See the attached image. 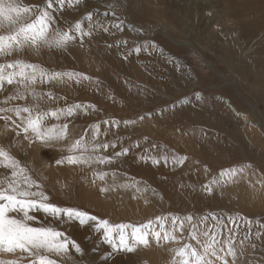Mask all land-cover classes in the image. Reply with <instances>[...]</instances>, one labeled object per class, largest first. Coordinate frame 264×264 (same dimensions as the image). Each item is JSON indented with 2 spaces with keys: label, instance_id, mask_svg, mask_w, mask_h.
<instances>
[{
  "label": "rangeland",
  "instance_id": "1",
  "mask_svg": "<svg viewBox=\"0 0 264 264\" xmlns=\"http://www.w3.org/2000/svg\"><path fill=\"white\" fill-rule=\"evenodd\" d=\"M256 1L119 0L122 6L114 10L122 21L123 31L113 29L115 34L85 37L83 45L77 40L66 51L22 54L21 58L50 71L83 73L98 81L37 85L38 91H52L64 98L45 107L95 105L96 112L89 109V115L81 113L69 118L77 137L97 121L109 118L136 121L132 126L121 123L118 129L109 128L107 136L99 137L101 141L118 140L116 148H110L105 155H112L122 147L130 149L128 155L111 165L94 167L115 172L118 185L139 181V192L133 186L101 193L105 182L96 180L93 184L91 169L56 165L55 161L66 152L43 147L39 142L29 146L22 136L16 137L10 130L5 132L3 121H0V146L13 145L11 154L43 185L50 203L78 208L113 224L139 225L159 216L199 217L208 213L217 214L227 223V217L232 216L241 225L235 245L236 264H264V228L259 227L264 225V24H259L257 12L264 7L256 8ZM17 2L43 5L46 0ZM110 3L115 0H85L84 4L66 7L54 15L58 26L67 30L89 11H111ZM98 18L102 23L115 19L111 15ZM121 40L127 44L115 46ZM108 44L114 46L109 48ZM137 46L141 49L139 53L134 51ZM8 94L3 93L0 99ZM141 116L143 120L139 119ZM100 128L103 132L105 125L101 123ZM88 134L91 135L90 130ZM136 143L139 147H133ZM162 153L169 156L175 153L187 159L179 166L171 161L167 166L163 162L153 166L150 161L138 158L141 154ZM248 164L250 168L230 181L220 176L224 169ZM6 171L0 169V174ZM106 182L112 185V177L108 176ZM205 184L213 189L211 195L204 191ZM38 215L43 219L42 214ZM242 218L253 221L251 238L244 241L243 247L239 240L247 226ZM45 223H53L82 247L83 258L74 252L72 255L77 261L82 259L83 264H171L172 249L183 243L196 246L192 240H182L180 244L161 242L160 246L152 242L148 248L119 253L104 261L101 257L111 253V248L91 225H61L50 219ZM170 223L169 219L166 225ZM257 232L261 233L259 240ZM97 246L98 250L93 251ZM16 258L0 255L5 260ZM229 261L232 264L230 257ZM21 264H28L27 259H22Z\"/></svg>",
  "mask_w": 264,
  "mask_h": 264
},
{
  "label": "snow or ice",
  "instance_id": "2",
  "mask_svg": "<svg viewBox=\"0 0 264 264\" xmlns=\"http://www.w3.org/2000/svg\"><path fill=\"white\" fill-rule=\"evenodd\" d=\"M84 3L85 0H46L43 5H21L17 0H0V61H3L0 62V95L9 93L0 99V121L4 122L5 132L10 130L16 137L22 136L29 146L39 142L43 147L55 148L61 153L66 152L67 155H62L55 161L56 165L91 169L93 184L96 180L105 182L100 188L101 193L133 186H137L136 190L139 192V181L118 185L115 183L117 180L115 172L109 173L94 167L111 165L128 155L130 149L126 147L114 151L112 155H105L110 148H116L118 140L101 141L99 137L107 136L109 128L118 129L121 123L125 127L132 126L136 121H118L113 118L97 121L77 137L76 129L69 118L81 113L89 115V109L96 112L95 105L73 103L64 107H45L44 105L49 102L58 104L64 98L56 96L52 91H38L37 85L53 82L59 84L75 82L79 85L83 81L89 83L98 81H93L83 73L50 71L21 58L25 52L39 55L43 50L66 51L77 40L83 45L85 37L92 39L97 33L115 34L113 29L117 32L123 31L122 21L114 10L122 6L119 0L109 4L111 11L103 13H98V10L89 11L69 29H61L54 13ZM98 15L103 17L111 15L115 19L102 23ZM121 44L126 45L127 41H118L115 46ZM113 46L107 45L109 48ZM152 47L155 48L156 45L153 44ZM134 51L139 53L141 49L137 46ZM7 57L16 58L5 59ZM196 96L200 99L199 93ZM17 101L24 103H14ZM139 119L143 120L144 117L141 116ZM101 123L105 125L103 132L100 128ZM89 130L91 135L88 134ZM12 146L9 148L0 146V169L7 170L0 174V255L9 254L17 258L0 259V264H21L22 259H27L28 264H83L82 259L77 261L72 255L74 252L83 258L82 247L53 223H45L47 219L61 225L66 223H77L80 227L91 225L92 230L101 235L102 242L111 248V253L101 257L104 261L119 253H135L140 247L148 248L152 242L160 246L161 242L180 244L182 240H192L196 242V246L183 243L182 246L172 249L171 264H230L229 257L232 264H236L238 256L235 245L241 227L236 218L228 216L226 223L217 214L208 213L199 217H193L191 214L183 217L173 215L170 218L159 216L139 225L113 224L107 219H100L78 208L61 207L50 203L43 185L33 179L27 166L11 154ZM133 147H139V143ZM138 158L146 163L150 161L153 166H159L161 162L167 166L169 161L179 166L187 159L186 156L175 153L171 156L167 153L160 156L141 154ZM250 167L248 164L224 169L220 176L230 181L237 173ZM108 176L112 177V185L106 182ZM203 188L207 194H212L213 189L210 185L205 184ZM38 214H42L43 219ZM169 219L171 223L166 225ZM242 219L247 231L239 240L241 247L245 240L251 238L253 226V221ZM259 227L264 228V225ZM256 239H261L260 232L256 233ZM252 247L255 248V245ZM97 250L98 246L93 249Z\"/></svg>",
  "mask_w": 264,
  "mask_h": 264
},
{
  "label": "bare ground",
  "instance_id": "3",
  "mask_svg": "<svg viewBox=\"0 0 264 264\" xmlns=\"http://www.w3.org/2000/svg\"><path fill=\"white\" fill-rule=\"evenodd\" d=\"M255 5H256V8H262V7H264V0H257L256 2H255ZM258 12V15H259V19H258V22H259V24L260 25H262V24H264V10L263 11H257ZM263 36H264V31H263ZM262 105H263V108H264V98L262 99ZM243 128V127H242ZM223 129V128H222ZM241 129V128H240ZM245 129V128H244ZM220 130V129H219ZM242 131H243V133H244V135H246L245 134V132H244V130L242 129ZM245 131H247V130H245ZM252 132V131H251ZM229 133V132H228ZM248 133H250V132H248ZM255 133V132H254ZM210 134V133H209ZM230 134V133H229ZM205 135H207V134H205ZM216 135V134H215ZM242 135V134H241ZM247 135H249V134H247ZM256 135V134H255ZM243 136V135H242ZM250 136V135H249ZM248 136V137H249ZM252 136V135H251ZM219 137V136H218ZM221 137V136H220ZM233 137H234V135H233ZM217 138V137H216ZM216 138H213V139H216ZM240 138V137H239ZM243 138V137H242ZM251 138V137H250ZM208 140H209V138H207ZM212 139V138H211ZM246 139V138H245ZM255 139H256V137H255ZM251 140V139H250ZM212 141V140H211ZM225 141V140H224ZM237 141V140H236ZM239 141V140H238ZM245 141H247V140H245ZM256 141H258V139L257 140H255V142ZM215 142H217V141H215ZM222 142H223V140H222ZM248 142V141H247ZM250 142V141H249ZM260 142V141H259ZM242 143V142H241ZM213 144V143H212ZM223 144V143H222ZM252 144V143H251ZM256 144V143H255ZM219 145H221V144H219ZM224 145V144H223ZM241 145V144H240ZM246 145V144H245ZM259 145H261V144H259ZM248 146V145H247ZM252 147H253V145H251ZM257 147V146H256ZM254 148V147H253ZM210 149V148H209ZM213 149V148H212ZM215 149H216V147H215ZM250 149V148H249ZM225 151V150H224ZM233 151H234V149H233ZM200 152H201V150H200ZM215 152H216V150H215ZM226 152V151H225ZM225 152H223V154H224V157H225ZM221 153V152H220ZM200 154V153H199ZM205 155V154H204ZM203 155V156H204ZM209 155V154H208ZM222 155V154H221ZM230 155V154H229ZM234 155V154H233ZM257 155V154H256ZM254 159H255V157H253ZM257 159V158H256ZM239 161V160H238ZM237 161V162H238ZM248 161H250V159L248 160ZM253 161V160H252ZM251 162V161H250ZM229 163V162H228ZM253 164V163H252ZM233 165V164H232ZM263 165V164H262ZM231 166V165H230ZM254 166V165H253ZM225 167H227V166H225ZM232 167H235L234 165L232 166ZM259 167V166H258ZM257 168V167H256ZM254 169V168H253ZM264 169V168H263ZM258 171H260V170H258ZM261 171H263L262 169H261ZM250 174V173H249ZM261 174V173H260ZM264 175V174H263ZM233 181V180H232ZM231 181V182H232ZM234 182V181H233ZM262 183V182H261ZM238 184V183H237ZM235 187V186H234ZM235 188H237V187H235ZM243 188V187H242ZM262 190V189H261ZM242 191V190H241Z\"/></svg>",
  "mask_w": 264,
  "mask_h": 264
}]
</instances>
